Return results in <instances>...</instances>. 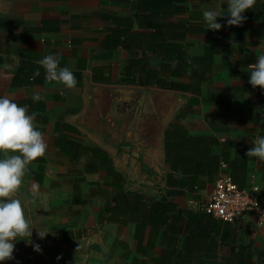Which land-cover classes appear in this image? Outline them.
Listing matches in <instances>:
<instances>
[{"label": "crops", "instance_id": "obj_1", "mask_svg": "<svg viewBox=\"0 0 264 264\" xmlns=\"http://www.w3.org/2000/svg\"><path fill=\"white\" fill-rule=\"evenodd\" d=\"M134 1L0 0V96L28 105L29 114L36 113L34 124L47 145L45 155L28 165L18 191L24 193L25 207L26 202L31 206L33 197L40 202L45 221L58 226L52 229H57L61 241L63 236L75 237L64 244L87 242L94 264H131L133 257L148 260L149 255H137L134 225L100 224L106 200L97 184L103 186L106 174L93 170L90 154L73 163L57 149L58 138L104 150L124 176L127 191L164 196L180 209L200 210L223 175H230L241 188L258 187L264 200V161L246 155L256 137L264 135V89L249 83L257 57L264 53V0H256L242 13L246 17L242 26L228 25L227 16L218 17L222 25L218 31L208 29L203 12L226 15L227 0H179L186 12L169 16L166 24L170 28L182 19L191 33L183 41L169 39L166 43H177L186 57L198 59L195 69L190 67L182 77H175L162 71L167 59L160 50L138 49L136 57H146L160 78L191 85L187 91L120 84L130 54L123 47L107 49L104 42L113 24L102 16L133 21L136 15L143 24L145 20L154 23V16L133 7ZM137 23L132 32L145 48L156 45V50L165 45L156 42L155 28ZM48 55L58 60L59 69L73 72L74 88L48 76L39 63ZM170 65L175 68L176 63ZM194 76L199 78L196 87ZM104 88L134 90L141 102L150 93L161 96L153 107V122L138 133V143H122L100 125V90ZM36 93L43 97L42 102L33 103L31 97ZM125 122L129 125L131 121L126 118ZM123 126L118 124L117 131ZM168 129L170 163L166 162L165 146ZM76 185L82 191L77 198ZM16 196L17 192L11 198ZM28 211L31 220L32 210ZM228 225L230 242L248 246L255 262L264 264V228L257 217L248 215L242 222ZM122 244L132 252L131 259L126 260ZM161 254L158 244L150 256ZM20 259L22 253L15 247L13 258L0 264H23Z\"/></svg>", "mask_w": 264, "mask_h": 264}, {"label": "trees", "instance_id": "obj_2", "mask_svg": "<svg viewBox=\"0 0 264 264\" xmlns=\"http://www.w3.org/2000/svg\"><path fill=\"white\" fill-rule=\"evenodd\" d=\"M135 6L139 12H148L154 16V23H148L145 20L143 24L140 21L141 18L136 15H134L135 20L133 21L102 16V19L110 20L113 24V27L107 30L108 34L104 42L107 49L112 51L123 47L130 54L120 84L128 87L156 86L163 90L177 91H187L192 88L191 85L171 83L167 79L160 78V72L149 66L146 57L144 59L136 57L138 49L142 51L160 50L161 55L167 59L162 71L171 73L175 77H182L190 67L195 69L194 64H198V59L186 57L181 45L166 43L169 39H172V42L183 41L185 35L191 33L190 26L182 19H179L178 23L170 28L166 24L169 16H181L186 12V9L179 0H135L133 7L135 8ZM158 19L160 22H157ZM135 23L140 27L155 28L157 30L154 34L156 42L162 41L165 45L156 50V45L145 48L142 42L137 41L139 36L132 32L136 27ZM172 62L176 63L175 68L171 67ZM198 82L199 78L194 76L192 84L196 87L195 83ZM165 146L166 162L170 163L169 129L165 135ZM56 147L75 164L83 155L90 154L92 165L95 167L93 170L106 174L103 186L97 184L100 195L106 200L100 224L106 221L108 224L134 225V240L137 242L136 253L146 258L149 255L148 260H140L138 256L133 257L131 264H176L179 254H182L180 264H206L208 261H219V264H258L248 246H238L236 243L230 242L231 235L227 234L228 223L217 220L201 209L197 211L180 209L164 196L157 198L142 192L127 191L124 176L115 169L113 161L104 150L78 145L70 142L67 138H58ZM172 166L175 167L173 164ZM172 185L176 186L177 184L172 183ZM80 192L82 193L80 186L76 185V198ZM77 202L80 201L76 199ZM74 239L73 236L62 237L63 243H69ZM158 244L162 249V254L159 257L150 256ZM122 248L125 250L126 260L131 259L132 252L128 246L122 244Z\"/></svg>", "mask_w": 264, "mask_h": 264}, {"label": "clouds", "instance_id": "obj_3", "mask_svg": "<svg viewBox=\"0 0 264 264\" xmlns=\"http://www.w3.org/2000/svg\"><path fill=\"white\" fill-rule=\"evenodd\" d=\"M227 3L226 15L215 10L203 12V20L208 29L220 30L222 25L217 22V18L222 16L229 17L228 25L242 26L246 19L242 13L252 8L256 0H227ZM39 63L51 79L62 82L68 88L76 86L73 72L68 68L59 69L58 60L52 55L45 56ZM249 83L264 89V53L257 57L249 75ZM31 99L33 103L43 101L38 93L33 94ZM35 116L34 112L29 114L28 105L21 106L0 96V262L12 259L16 243L22 240L20 238L31 240L33 234L34 228L25 217L21 201L11 197L20 189L30 162L44 156L47 149L42 132L34 124ZM253 145L246 155L264 161V135L257 136ZM48 233L38 231V236L43 239ZM35 248L40 250L39 245Z\"/></svg>", "mask_w": 264, "mask_h": 264}, {"label": "rangeland", "instance_id": "obj_4", "mask_svg": "<svg viewBox=\"0 0 264 264\" xmlns=\"http://www.w3.org/2000/svg\"><path fill=\"white\" fill-rule=\"evenodd\" d=\"M105 141L111 144L108 142L110 141L108 137H105ZM141 186L145 187L146 185ZM24 197V193L18 191L15 199H19L21 201L25 217L34 229L31 240L30 238H20L22 240H19L16 243L15 247H17L18 252L22 253V260L20 259L21 261H18L23 264H94L89 254L90 246L87 242L83 245L80 244L76 246L73 244L69 245L62 243L61 239H59L58 232H56L57 229H52L58 226L54 223H48L45 221L44 208L41 206L40 202L33 197L31 206H29V203L26 202L27 207H25ZM29 208L32 210L31 220L28 215ZM59 225L63 227L65 223H61ZM38 231L50 233H48L45 238L41 239L38 236ZM25 243L29 245L25 246ZM36 245H39V251L36 250ZM95 257L96 255L93 254L94 260Z\"/></svg>", "mask_w": 264, "mask_h": 264}, {"label": "water", "instance_id": "obj_5", "mask_svg": "<svg viewBox=\"0 0 264 264\" xmlns=\"http://www.w3.org/2000/svg\"><path fill=\"white\" fill-rule=\"evenodd\" d=\"M159 94L150 93L144 96L142 102L136 100L134 90L104 88L100 90V125L108 130L115 139L123 138L127 135L126 142L132 143L133 139L140 141L139 132L146 124L153 122L155 113L154 104H158ZM126 99V100H124ZM126 118L130 119V124H125ZM123 123V128L119 129L118 124ZM157 170V169H156Z\"/></svg>", "mask_w": 264, "mask_h": 264}, {"label": "built area", "instance_id": "obj_6", "mask_svg": "<svg viewBox=\"0 0 264 264\" xmlns=\"http://www.w3.org/2000/svg\"><path fill=\"white\" fill-rule=\"evenodd\" d=\"M200 209L228 224H238L246 216L255 215L264 228V200L259 188H241L230 175L217 180L211 197Z\"/></svg>", "mask_w": 264, "mask_h": 264}, {"label": "flooded vegetation", "instance_id": "obj_7", "mask_svg": "<svg viewBox=\"0 0 264 264\" xmlns=\"http://www.w3.org/2000/svg\"><path fill=\"white\" fill-rule=\"evenodd\" d=\"M127 139H128L127 135L123 138V140H121L120 138H118V140H120L122 143H125V144H127L126 143ZM133 141L136 142L135 139H133Z\"/></svg>", "mask_w": 264, "mask_h": 264}]
</instances>
